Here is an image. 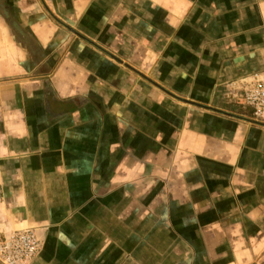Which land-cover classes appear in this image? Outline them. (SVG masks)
Here are the masks:
<instances>
[{
  "label": "crops",
  "instance_id": "1",
  "mask_svg": "<svg viewBox=\"0 0 264 264\" xmlns=\"http://www.w3.org/2000/svg\"><path fill=\"white\" fill-rule=\"evenodd\" d=\"M264 0H0V237L31 264H264Z\"/></svg>",
  "mask_w": 264,
  "mask_h": 264
},
{
  "label": "built area",
  "instance_id": "2",
  "mask_svg": "<svg viewBox=\"0 0 264 264\" xmlns=\"http://www.w3.org/2000/svg\"><path fill=\"white\" fill-rule=\"evenodd\" d=\"M241 102L252 108L253 117L264 120V79L240 86ZM41 242L31 228L11 231L0 238V264H31L40 252Z\"/></svg>",
  "mask_w": 264,
  "mask_h": 264
},
{
  "label": "rangeland",
  "instance_id": "3",
  "mask_svg": "<svg viewBox=\"0 0 264 264\" xmlns=\"http://www.w3.org/2000/svg\"><path fill=\"white\" fill-rule=\"evenodd\" d=\"M1 237H2V236H1ZM1 237H0V238H1Z\"/></svg>",
  "mask_w": 264,
  "mask_h": 264
}]
</instances>
